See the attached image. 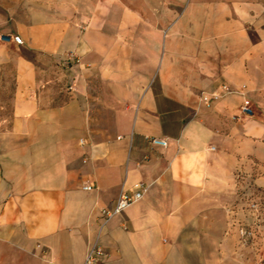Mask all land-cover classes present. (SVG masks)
Here are the masks:
<instances>
[{
  "label": "crops",
  "instance_id": "0c3cea01",
  "mask_svg": "<svg viewBox=\"0 0 264 264\" xmlns=\"http://www.w3.org/2000/svg\"><path fill=\"white\" fill-rule=\"evenodd\" d=\"M0 31V264H264V0H0Z\"/></svg>",
  "mask_w": 264,
  "mask_h": 264
},
{
  "label": "built area",
  "instance_id": "2783aa9c",
  "mask_svg": "<svg viewBox=\"0 0 264 264\" xmlns=\"http://www.w3.org/2000/svg\"><path fill=\"white\" fill-rule=\"evenodd\" d=\"M0 38L2 39H14L15 41L22 43L24 41L22 35L20 33H6L0 31ZM224 89L230 90V87L227 84H223ZM218 92H213V94H204L203 99L210 103L212 99L219 97ZM242 110L245 113L252 114L253 108L250 104V99L246 98L244 104L242 105ZM151 142L156 145H162L166 146L169 143L168 137H162L153 135L151 137ZM86 187H91V185H85ZM148 189V184L144 183L143 181H139L135 184V187L132 191H123L119 198L117 199L115 205L110 208H104L103 214L105 216V219H109L112 215L121 212L125 208H127L129 205L140 199L144 193ZM260 202L258 201H250L249 203V209L251 211L259 209ZM240 232L243 235V237H247L252 233V229L248 225H243L240 227ZM102 246L98 243L94 244V246L91 248L90 252L88 253L86 260L84 264H101L102 260V254H103Z\"/></svg>",
  "mask_w": 264,
  "mask_h": 264
},
{
  "label": "rangeland",
  "instance_id": "374dc122",
  "mask_svg": "<svg viewBox=\"0 0 264 264\" xmlns=\"http://www.w3.org/2000/svg\"><path fill=\"white\" fill-rule=\"evenodd\" d=\"M246 206L249 205L250 201H258L260 202V206L259 209L254 210V216H258V219L254 222L253 225L250 226V228L252 229V233L247 236L248 238H250L251 240H255L257 239V236H263L264 237V225L260 226V223L264 224V191H251L246 193ZM260 217V218H259ZM260 219V220H259ZM253 240V242H254ZM255 246L260 247L261 243L260 242H254Z\"/></svg>",
  "mask_w": 264,
  "mask_h": 264
}]
</instances>
